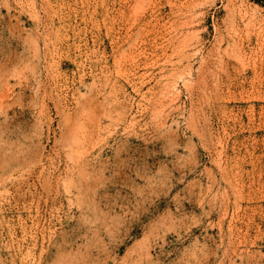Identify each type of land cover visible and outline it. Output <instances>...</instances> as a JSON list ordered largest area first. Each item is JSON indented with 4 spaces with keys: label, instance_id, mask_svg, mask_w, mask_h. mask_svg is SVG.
<instances>
[{
    "label": "rangeland",
    "instance_id": "374dc122",
    "mask_svg": "<svg viewBox=\"0 0 264 264\" xmlns=\"http://www.w3.org/2000/svg\"><path fill=\"white\" fill-rule=\"evenodd\" d=\"M0 264H264V0H0Z\"/></svg>",
    "mask_w": 264,
    "mask_h": 264
}]
</instances>
